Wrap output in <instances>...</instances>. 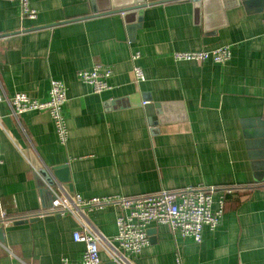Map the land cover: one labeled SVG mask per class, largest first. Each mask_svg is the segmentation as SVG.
Returning a JSON list of instances; mask_svg holds the SVG:
<instances>
[{"label":"crops","instance_id":"0c3cea01","mask_svg":"<svg viewBox=\"0 0 264 264\" xmlns=\"http://www.w3.org/2000/svg\"><path fill=\"white\" fill-rule=\"evenodd\" d=\"M145 1L140 20H126L93 14L92 4L101 6L91 0H28L29 20L17 2L0 0V264H10L5 243L22 264L81 261L77 220L48 215L54 194L144 198L207 188L212 212L223 201L220 224L204 227L199 243L152 225L153 241L134 263L264 264V0L198 9L190 0ZM221 47L229 50L221 63L174 58ZM97 64L112 76L111 89L95 94L77 74ZM51 80L66 88L63 144L48 112L15 120L8 105L17 93L46 101ZM148 100L163 104L160 114H146ZM120 214L118 206L86 213L111 247ZM99 259L108 260L102 250Z\"/></svg>","mask_w":264,"mask_h":264},{"label":"built area","instance_id":"2783aa9c","mask_svg":"<svg viewBox=\"0 0 264 264\" xmlns=\"http://www.w3.org/2000/svg\"><path fill=\"white\" fill-rule=\"evenodd\" d=\"M4 1L17 2L20 5L23 19L33 20L36 17V11L30 8L28 0ZM137 58L138 54L132 56L133 60ZM174 58L178 61L195 62L211 59L216 63H221L229 58V50L226 47H221L205 52L175 53ZM134 73L135 80L142 82L144 78L140 68L135 67ZM77 75L81 82L89 85L95 94L111 89L107 83V79L112 76L110 67L97 64L90 70L78 72ZM65 102L66 88L64 84L57 80H51L46 101H38L17 93L8 100V105L10 115L15 120H19V117L27 112H48L55 124L57 137L63 144L67 140L66 127L61 114ZM212 192L213 188L187 189L178 193L161 190L154 196L144 198L93 199H83L79 195L60 197L54 194L48 215L53 212L60 216L70 215L75 218L80 225V230L73 233V240L84 244L80 262L72 263L63 260L59 264H135L133 258L149 246L147 230L152 225L166 226L171 232H178L181 237L190 238L195 243H199L204 227L213 230L221 222L223 201L220 200L218 210L212 212ZM109 206H118L121 210V214L115 221L116 234L112 238L115 247H111V244L94 230L86 217V213ZM39 217L44 216L40 215ZM11 223L13 222L3 223V226L6 227ZM4 250L10 256V264H22V261L10 251L6 243ZM101 250L107 255L106 262H101L99 259ZM174 264L182 263L176 257Z\"/></svg>","mask_w":264,"mask_h":264},{"label":"water","instance_id":"95a60500","mask_svg":"<svg viewBox=\"0 0 264 264\" xmlns=\"http://www.w3.org/2000/svg\"><path fill=\"white\" fill-rule=\"evenodd\" d=\"M190 1L193 3L194 8L198 9V7H200V6L205 7L208 4V2H210L211 0H190ZM91 2H93L96 5L98 4V6H101L100 8L99 7L96 8V6H94L92 4L93 14L116 11L117 13L122 14L123 18L126 20H128L133 15H136V16L139 15V20H140L143 9L147 5L145 0H91ZM162 107H163V104H158V103L150 104V101L144 104V108H145L146 114L148 116L153 114V110H156V113L160 114V110ZM32 165H33L34 169L37 170V177L42 176L45 178L46 182L49 185L53 184L51 179L47 176V174L44 170L40 171L34 163H32ZM61 169H63V168H54L53 170H51L52 172L51 171L50 172L54 173V175L60 179L59 181L61 183H67V179H65L63 177V173L61 171L59 172V170H61ZM57 172H58V174H57ZM52 218H53L52 216H45L44 219L50 220ZM152 234H154L153 230L148 229L147 235L149 237L150 242L153 241V239L151 237ZM0 240L3 241L2 230H0Z\"/></svg>","mask_w":264,"mask_h":264}]
</instances>
